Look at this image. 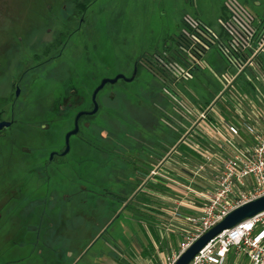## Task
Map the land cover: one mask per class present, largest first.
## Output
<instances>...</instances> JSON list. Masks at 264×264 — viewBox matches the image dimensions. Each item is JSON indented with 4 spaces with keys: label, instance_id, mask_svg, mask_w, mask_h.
<instances>
[{
    "label": "rangeland",
    "instance_id": "374dc122",
    "mask_svg": "<svg viewBox=\"0 0 264 264\" xmlns=\"http://www.w3.org/2000/svg\"><path fill=\"white\" fill-rule=\"evenodd\" d=\"M79 1L93 2L86 6L89 25L72 37L63 57L33 60L32 55L42 50L40 43L52 39L60 17L73 8V0H0V49L9 43L16 48L14 54L8 53L9 63L0 53V73L5 76L3 83L0 74V110L6 109L7 115L14 91H9L12 76H23L15 105L16 125L0 137V264H63L68 260H71L69 264H115L114 257L140 264L136 257H144L135 237L142 238L147 228L142 193L135 191L128 199L129 206L125 207L127 201L119 205L108 194L105 199L102 192L105 188L115 192L113 176L120 175L116 161L108 162L123 151L113 139L138 150L145 145L152 147L151 141L160 136L164 143L160 144V156L168 153L172 137L181 134L175 130L180 124H187L181 116L185 111L174 95L189 106L205 108L214 100L212 92L220 90L216 79L221 76L225 63L215 45L203 55L209 68L195 73L190 80L170 83L169 89L151 72L140 68L135 80L129 83L119 80L114 86L104 87L99 94L102 99L98 114L90 127L83 128L85 139L100 140V144L116 154L102 155L86 148L82 153L75 146L65 160L71 164L75 157L83 155L80 179L50 174L46 180L45 175L28 172L31 165L22 153L23 147L46 145L45 131L35 124L50 118L46 113L53 87H61L64 82L79 84L86 94L103 78L117 74L131 76L138 58L162 55L177 48L176 41L181 43L183 39L185 16L207 26L214 39L225 41L220 22L228 17L226 0ZM238 1L251 12L264 15V0ZM49 14L57 16L56 21L44 18ZM45 28H51L52 32H46ZM39 37L42 41L37 40ZM91 72L94 78L88 79ZM112 90L117 93L115 96L106 95ZM230 91L241 100L245 116L253 118L258 110L264 111V55L258 67L241 75ZM221 100L232 103L230 98ZM221 100L216 105L220 106ZM139 114L156 126L138 120ZM69 125L68 120L57 126L56 139L50 143L52 147L62 145L63 133ZM15 183L20 192L13 194ZM81 187L85 194H81ZM76 190L87 200L92 193L95 197L92 195L93 200L85 207L76 200L72 205L74 195L79 194ZM35 199L46 200L44 207L52 199V207L47 211L35 207L32 204ZM43 210L48 216L40 218ZM116 214L118 217L114 218ZM33 226L46 232L36 236L30 229ZM101 233L104 235L100 236ZM46 234L48 239L44 240Z\"/></svg>",
    "mask_w": 264,
    "mask_h": 264
},
{
    "label": "built area",
    "instance_id": "2783aa9c",
    "mask_svg": "<svg viewBox=\"0 0 264 264\" xmlns=\"http://www.w3.org/2000/svg\"><path fill=\"white\" fill-rule=\"evenodd\" d=\"M227 12L225 21H221L225 41L215 37L207 26L199 20L189 16L184 17L185 28L183 39L178 52L183 61L176 56L165 58L160 56L162 68L169 72L172 84L179 81L190 80L195 73L208 67L203 55L215 45L219 57L224 61L225 67L217 80L220 90L215 98H230L232 103L222 104L232 109L237 120L254 141L251 148L235 150L231 155L222 158L220 169L214 177V186L209 193L201 195L203 199L199 209L192 215L184 216L190 225L182 234L177 248L165 254L159 264H173L180 254L185 251L201 234L223 219L234 208L264 195V111L256 112L253 118L245 116L241 100L231 91V85L247 70L258 67L264 55V15L251 12L238 0H226L224 3ZM185 111L182 118L191 123L192 133L201 121L209 120L217 115L216 101L198 110L187 105L182 99L173 97ZM233 107V108H231ZM252 119V120H251ZM188 133L187 124H180ZM230 132L236 133L234 127ZM202 169L199 166L196 173ZM173 169L168 168L165 162L160 161L140 183V192L147 190L148 182L160 184V188H172L169 184L179 185L175 179ZM189 191V188L186 187ZM160 197L172 196L160 191ZM172 213L176 218H183L180 212L182 200L172 197ZM233 253L247 259L248 264H264V210L247 218L217 234L207 242L188 264H225L228 254ZM140 264H151L150 259L136 257Z\"/></svg>",
    "mask_w": 264,
    "mask_h": 264
},
{
    "label": "crops",
    "instance_id": "0c3cea01",
    "mask_svg": "<svg viewBox=\"0 0 264 264\" xmlns=\"http://www.w3.org/2000/svg\"><path fill=\"white\" fill-rule=\"evenodd\" d=\"M217 83L219 88L218 80ZM217 93L212 92L211 98H215ZM219 105L215 108L217 115H213L209 120L201 121L195 130V135L192 133L191 123L187 122V127H190L188 133L185 134L186 130L178 126L175 131L181 134L175 138L168 153L161 154V156L159 154L158 157L146 156L147 162L152 165L151 168L158 162L164 161L168 168L174 170L175 179L180 183L179 185L169 184L172 188L162 189L160 184L148 182L147 190L141 192L142 204L145 207V213L143 211L142 213L147 228L142 238H135L140 244L141 256L144 259H150L151 264H159L165 254L178 247L183 232L190 229L184 216L198 211L203 201L201 195L209 193L214 186V177L220 169L222 158L233 154L235 150L251 148L254 144L252 137L246 133L233 114L234 111L222 103ZM196 106L198 110L203 109L199 105ZM229 127H234L236 133L230 132ZM160 143H163L162 139ZM199 166H202V169L196 173ZM148 175L149 172L145 173L143 179ZM160 191L172 196L160 197ZM172 197L182 200L180 212L183 218L173 216ZM162 232H165V236ZM144 248L147 249L145 254L142 253ZM228 263L248 264V261L245 257H238L231 251L225 264Z\"/></svg>",
    "mask_w": 264,
    "mask_h": 264
},
{
    "label": "flooded vegetation",
    "instance_id": "af4514ba",
    "mask_svg": "<svg viewBox=\"0 0 264 264\" xmlns=\"http://www.w3.org/2000/svg\"><path fill=\"white\" fill-rule=\"evenodd\" d=\"M74 4H73V8H70L67 10V12H65V14H63L60 17V23L57 24L58 27L56 29L53 30L54 36L52 37L51 40H40V37L37 38L38 41H42L40 43V46H42V50L41 52H37L34 53V55H32V59L33 60H41L42 57H46L49 60H54L59 59L61 57L64 56V53L68 47L69 42L71 41L72 37L75 34H78L79 32H82L83 28L87 27L89 25V19H88V15L86 12V6L92 4L93 2H89V3H84L82 1L79 0H73ZM256 5H260L258 2H255ZM63 9H65V5H63L62 7ZM44 18H48V19H53L56 21V17L55 15H44ZM46 32H52L51 28H45ZM19 40H22L21 38H19ZM177 43V48H171L168 51L169 52H174L179 48L180 42L176 41ZM11 43L4 45L1 49H0V53L3 54V56L6 59V63H9V58H11L10 55H8V53H15L16 48L13 47L14 44H12L10 46ZM57 51V52H56ZM55 52V54H53ZM164 53L162 55H158V54H154L153 59L157 60L158 58L160 59V56L162 58H165V56L169 53ZM169 55V54H168ZM134 67H136V75L138 73V70L140 68H144L147 71L150 72L149 68L151 67H155V69H159L160 70V62L157 63L156 66H154L153 62L151 61L150 57H140L135 61ZM133 67V70H134ZM0 74H2V82L4 83V73L1 72ZM25 74V73H24ZM23 74V75H24ZM94 74V72H91L90 74H88V79H93L94 76L92 75ZM135 75V77H136ZM1 76V75H0ZM23 76H18L16 77V75L12 76V79L10 81L9 84V91L11 92L12 89L13 91V96L11 98V100H9V108L8 110V115L7 113H5L4 111H6V109L3 108V110H0V121H11L10 126L5 127L3 129L0 130V137L4 135V133L8 130L13 128L16 125V120H15V105H16V101H17V97L19 96L20 93V83H21V78ZM135 77L133 80H135ZM76 78L73 77V80H75ZM102 80V79H101ZM100 80V81H101ZM121 80L123 83H129L126 82L122 79ZM118 80V81H119ZM132 80V81H133ZM100 81H98L89 91V93L87 92L86 94H84V90L83 88L79 85H73L72 83H68V82H64L63 86L61 87H53V89H51V104L50 107L47 109V115L50 116L49 119H47V121H45L44 123H36L35 126L39 127L40 129L45 131V135H44V144L46 145H41V146H34L29 147V146H24L23 147V154L25 156H27V160L28 162H30L31 167L28 169V172L30 171L31 173L38 175V176H49L50 174H55L58 176H67V175H73V176H77L79 179L81 176H83V169H84V157L83 155H81L80 157L77 156L73 159V162L71 164H69L67 162V160H65V158L67 157V155L72 152V150L74 151L75 146L81 150V152L83 153V149L85 148V146H87L89 149H93L94 152H99L98 151V147L96 146V144H93L91 142H88L84 139V131L83 128L85 126L90 127L91 121L93 119V117H95V115L98 114L99 110H100V106H101V97H100V92L104 89L105 86L109 85V86H114L116 83L114 84H106L96 95V101L98 104V111L90 116L84 115L82 116L79 121H78V132L75 135L70 136L69 138V151L65 154V155H60V153L64 150L65 148V140L63 138L62 141V145L59 148H55L51 146V142H53L56 139V128L58 125H60L61 123H63L64 121H70V125L67 127V129L65 130V132L63 133L64 137L65 134L70 131L71 129H73L74 126V117L76 115V113H78L79 111H89L92 109L93 105L91 102V94L93 89L100 83ZM71 86V87H69ZM19 90L18 95H16V90ZM117 93L112 91H109L106 95H111V96H115ZM3 112V113H2ZM73 138H75L73 140ZM96 143H100V140H96ZM49 144V145H48ZM141 149V153H140V157L138 158V165H149V169L147 172H150L156 165H154L151 168V164L147 162V159L145 158L148 155H154L156 156V154L158 153V150H156L155 147H147L142 146ZM96 150V151H95ZM94 159V158H93ZM37 160H39V163L37 164ZM91 160V159H90ZM36 162V163H35ZM141 172V171H138ZM141 181V180H140ZM140 185V184H139ZM138 186V185H137ZM81 189H83V187H81ZM137 189V188H136ZM13 194L20 192V187L17 183H15V186L13 188ZM11 191V193H12ZM52 190H50L51 192ZM135 195V193H134ZM133 195H131L128 199L130 200L131 197ZM12 197H15L12 195ZM51 198V195H50ZM128 199L125 201L126 203H128ZM52 199H50V202H47L46 207V200H41V199H35L34 201H32L33 206L35 207H40V208H46L45 211H47L48 209H50L52 206ZM78 202L82 203L83 202V197L82 196H78ZM51 203V204H50ZM34 208V207H33ZM45 211L43 210L41 213V217L40 218H44L47 217L48 215H46ZM41 220V219H40ZM41 222V221H39ZM33 233H35L36 236H40L41 233H45L46 231L42 232V228L39 226H33L30 228ZM45 230H47V228H45ZM37 239V237H36ZM47 234L44 236V240H47ZM38 243V242H37ZM62 252V250H61Z\"/></svg>",
    "mask_w": 264,
    "mask_h": 264
},
{
    "label": "trees",
    "instance_id": "16d2710c",
    "mask_svg": "<svg viewBox=\"0 0 264 264\" xmlns=\"http://www.w3.org/2000/svg\"><path fill=\"white\" fill-rule=\"evenodd\" d=\"M176 51H178V49ZM168 54H169L170 57L171 56H173V57L176 56L180 61H183L182 55L180 53H178V52H175L174 51V52H169ZM150 59L153 62L154 66H156L157 63L160 62V59L159 58L157 60H155V59H153V56L150 57ZM149 70H150V72L155 77H157L158 79H160L165 84L164 86L167 89H169V84L172 81V77L169 75V72L168 71H166V70H164L162 68L161 64H160V70L159 69H155V67H151V68H149ZM119 96L120 97L123 96V93H121ZM123 99H124V97H123ZM128 110H131V109L128 108ZM142 116L143 115L138 116L137 117L138 120L140 119V120L143 121L144 119H143ZM144 121L146 122V125L148 124V126L149 125H151V127H154V125L156 126V124L154 122H151V121L149 122L147 120H144ZM175 138L176 137H172V140L170 141V145L174 143ZM85 140L88 141V142H91L93 144H96V146L99 148L98 149L99 152H96L97 154H102V155L116 154L115 152L112 151V149L110 150L109 148H107L106 146H104V145H102L100 143L98 144V143H96L95 141H93L91 139H85ZM113 141L118 145L119 150H123V151H122V153H118V156L111 158V160H109L108 162L113 163L114 161H116L117 165L119 166V168H117V169L120 171V175L118 176V178H116L115 176H113L114 177V180H115L114 181V184H115V187H116L115 188V192H109V190L106 189V188L103 189L102 192L105 195L104 196L105 199H106L107 194H108V196L114 202H117L119 205H122L131 195L134 196V193H135L134 191L136 190V187H137L138 183L140 182V180L142 179V177L144 176V174L147 173V171L149 169V165H145V164L144 165H141V166L138 165V160H139L138 158L140 157L141 149H138V150H135L134 148L132 149V145L131 144L125 143L124 141H116L115 138L113 139ZM160 144H161L160 143V136L158 138L153 139L151 141L152 147H155L156 150H158V153L156 154V157H158V155L160 154ZM114 146H116V145H114ZM85 148L88 149V151H90V150L94 151L92 148L89 149L87 146H85ZM135 151H137V152H135ZM105 153H107V154H105ZM108 168H109V166H108ZM138 171H141V172H138ZM46 180H47V176H46ZM79 190H80L81 194H85L84 193V190L85 189L84 190L79 189ZM76 191H78V190H76ZM87 191H90L91 192L90 189L89 190L87 189ZM80 192H79V194H75L74 195V200H73L74 202H72V205H74L75 200L78 203V205H80V202H78V196L80 195ZM92 195H89L88 196V198H89L88 200L85 197L82 196L83 197V202L81 203L82 206L84 204V207H85V204H88V202L90 200H93V198L95 196H94L93 193H92ZM126 206H129V203H126L125 204V207ZM99 215H100V213H99ZM105 217H106V214H104L102 216L103 219ZM117 217H118V214H116L114 216V218H117ZM114 218H113V220H114ZM99 221L100 222L102 221L101 215H100ZM103 235L104 234L101 233L100 236H103ZM146 250L147 249L144 248V250L142 251V253L145 254V251ZM62 252H64V251H62ZM65 254H66V251H65ZM64 257L65 256L63 254V258ZM69 262H71V260H68L67 263L65 262L63 264H69ZM114 262H115V264H133L131 261L126 260V259L123 260L120 257H114Z\"/></svg>",
    "mask_w": 264,
    "mask_h": 264
},
{
    "label": "water",
    "instance_id": "95a60500",
    "mask_svg": "<svg viewBox=\"0 0 264 264\" xmlns=\"http://www.w3.org/2000/svg\"><path fill=\"white\" fill-rule=\"evenodd\" d=\"M136 75V67H134V70L131 74V76L126 77L123 74H117L113 78H103L100 83L93 89L91 94V102H92V109L89 111H79L76 113L74 117V126L73 129L68 131L65 134L64 140H65V148L60 153V155H65L69 151V138L72 135L77 134L78 132V121L79 119L84 116H90L95 114L98 111V104L96 101V95L97 93L106 85V84H114L119 79H122L126 82H131ZM19 90H16V95H18ZM11 121H0V130L10 126ZM264 210V195L253 199L251 201H248L233 210H231L223 219H221L219 222H217L215 225H213L210 229L205 231L203 234H201L185 251H183L180 256L176 259V261L173 264H188L189 261L197 254V252L212 238H214L217 234L222 232L225 229L232 228L235 225L239 224L243 220L250 218L259 212H262Z\"/></svg>",
    "mask_w": 264,
    "mask_h": 264
}]
</instances>
